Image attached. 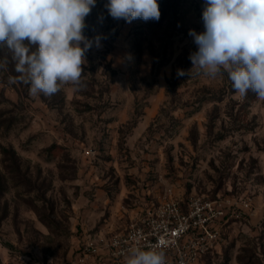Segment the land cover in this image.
Returning <instances> with one entry per match:
<instances>
[{
  "label": "rangeland",
  "instance_id": "374dc122",
  "mask_svg": "<svg viewBox=\"0 0 264 264\" xmlns=\"http://www.w3.org/2000/svg\"><path fill=\"white\" fill-rule=\"evenodd\" d=\"M157 2L158 21L129 24L96 0L84 35L106 38L86 53L80 91L30 96L8 83L0 48V264H73L85 238L168 196L229 199L199 264H264V101L241 99L226 73L177 76L193 66L205 0Z\"/></svg>",
  "mask_w": 264,
  "mask_h": 264
},
{
  "label": "clouds",
  "instance_id": "9594fccd",
  "mask_svg": "<svg viewBox=\"0 0 264 264\" xmlns=\"http://www.w3.org/2000/svg\"><path fill=\"white\" fill-rule=\"evenodd\" d=\"M95 5L96 0H0V48L11 53L17 73L8 83L28 85L32 97H51L65 85L85 88L86 53L101 48L106 38L84 35L85 19ZM104 7L114 20L129 24L161 16L157 0H107ZM202 21L203 32L188 33L197 46L189 55L193 66L178 69L177 76L215 79L226 73L241 99L252 93L264 101V0H205ZM7 63L6 57L0 60V69ZM125 260L166 264V252L159 245L148 250L133 246Z\"/></svg>",
  "mask_w": 264,
  "mask_h": 264
},
{
  "label": "built area",
  "instance_id": "2783aa9c",
  "mask_svg": "<svg viewBox=\"0 0 264 264\" xmlns=\"http://www.w3.org/2000/svg\"><path fill=\"white\" fill-rule=\"evenodd\" d=\"M229 203L221 198L184 201L168 196L142 209L124 230L85 238L73 264H126L130 247L148 250L154 245L165 250L166 264H199L221 239Z\"/></svg>",
  "mask_w": 264,
  "mask_h": 264
},
{
  "label": "trees",
  "instance_id": "16d2710c",
  "mask_svg": "<svg viewBox=\"0 0 264 264\" xmlns=\"http://www.w3.org/2000/svg\"><path fill=\"white\" fill-rule=\"evenodd\" d=\"M93 9H94V7L92 8V10H93ZM92 10H91V11H92Z\"/></svg>",
  "mask_w": 264,
  "mask_h": 264
}]
</instances>
